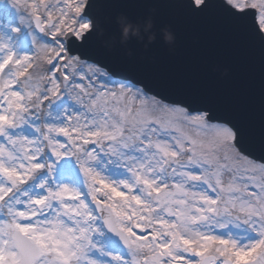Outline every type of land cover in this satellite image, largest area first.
<instances>
[{"label":"snow or ice","instance_id":"obj_1","mask_svg":"<svg viewBox=\"0 0 264 264\" xmlns=\"http://www.w3.org/2000/svg\"><path fill=\"white\" fill-rule=\"evenodd\" d=\"M169 3L227 87L99 59L175 43L117 0H0V264H264V0Z\"/></svg>","mask_w":264,"mask_h":264},{"label":"water","instance_id":"obj_2","mask_svg":"<svg viewBox=\"0 0 264 264\" xmlns=\"http://www.w3.org/2000/svg\"><path fill=\"white\" fill-rule=\"evenodd\" d=\"M117 3L122 6L121 10L136 17H151L158 29L170 27L174 33L173 45H155L147 50L135 42L128 46L103 42L97 45L99 59L125 74L141 76L154 91H167L164 83L177 67L187 66L186 70L201 78L204 86L215 88L227 87L234 76L244 71L233 63L230 52L203 40L197 26L172 8L169 0H117ZM193 53L196 54L194 59ZM139 68H147L149 72L132 71ZM225 68L229 74L222 77ZM255 75L258 80V68Z\"/></svg>","mask_w":264,"mask_h":264},{"label":"clouds","instance_id":"obj_3","mask_svg":"<svg viewBox=\"0 0 264 264\" xmlns=\"http://www.w3.org/2000/svg\"><path fill=\"white\" fill-rule=\"evenodd\" d=\"M143 30L145 32H148V30L150 29L151 27V20L150 19H146L143 23ZM140 27L138 26H131V25H124L122 30H121V34H122V37L123 38H127V36L129 34H131L132 36H136L138 37L139 36V33H140ZM161 36H162V39L164 40V42L166 44H169L171 45L174 37H173V34L168 30V28H163L161 29ZM152 35L151 33H149L148 35V40L151 41L152 40ZM229 74L228 72V69L225 68L222 72H221V76L224 77V76H227Z\"/></svg>","mask_w":264,"mask_h":264}]
</instances>
